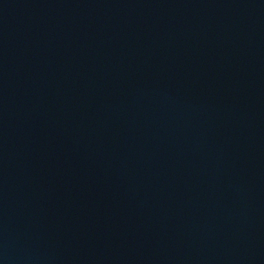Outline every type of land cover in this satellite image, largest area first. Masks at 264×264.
Instances as JSON below:
<instances>
[{
  "label": "water",
  "instance_id": "water-1",
  "mask_svg": "<svg viewBox=\"0 0 264 264\" xmlns=\"http://www.w3.org/2000/svg\"><path fill=\"white\" fill-rule=\"evenodd\" d=\"M0 264H264V0H0Z\"/></svg>",
  "mask_w": 264,
  "mask_h": 264
}]
</instances>
